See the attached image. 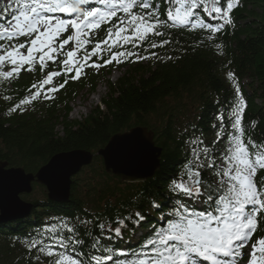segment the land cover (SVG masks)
Instances as JSON below:
<instances>
[{"label": "trees", "instance_id": "obj_1", "mask_svg": "<svg viewBox=\"0 0 264 264\" xmlns=\"http://www.w3.org/2000/svg\"><path fill=\"white\" fill-rule=\"evenodd\" d=\"M154 6L159 7L160 18L165 19L166 0H154ZM195 11L193 19L207 18L206 22L213 25L223 23L208 16L203 7ZM231 16L233 23L225 24L218 33L199 27L193 29L191 24L177 25L161 29L164 36L150 37L139 48L129 44L124 49H113L136 52L140 56H150L153 52L157 55L135 62H132L134 57H128L123 63L114 61L99 69L86 68V74L79 80H69L64 88L52 94L54 99L38 98L23 106L22 112L10 109L31 96L32 83L43 79L52 69L59 71V63L49 61L43 72L37 64L33 71L22 70L18 77L10 79L0 75V163L34 174L55 154L72 150L93 154L91 164L72 178L68 202L49 201L43 186L32 183V192L22 197L30 202V213L0 224V264H48L49 258L38 249L29 253L25 241L37 239L47 245L53 243L52 236L87 240L83 248L74 246L76 254L81 251L100 254L90 247L96 238H101L102 243L116 252L138 249L151 235L149 226L161 223V212L152 207L153 202L169 212L178 199L166 197L170 195L169 184L173 180H187L185 164L193 158L191 140L202 138L204 145L214 149L217 163L220 162L228 136L226 133L223 139L217 140L216 134L220 131L217 116L228 117L234 109L237 84L246 103L242 119L244 139L264 143V0H240ZM108 26L105 24L93 33V43L106 35ZM164 39L171 42L163 47H150V43L159 44ZM92 46L89 44L88 49ZM72 47L70 44L66 50ZM107 58L108 53H104V59ZM92 60L102 63L97 57ZM7 70L10 66L0 67V72ZM112 70L120 72L114 82L107 78ZM230 71L235 73L236 84L227 77ZM65 78L56 77L54 85ZM100 81L107 88L99 99L101 106L92 108L82 121L70 119V103L84 90L93 92ZM135 126L145 127L153 135L154 144L161 149L159 167L152 177L140 183H126L105 173L101 157L95 154L114 134ZM225 128L227 132L234 131L227 119ZM201 176L209 182L216 179L211 169H203ZM256 180L259 186L264 180V170H258ZM136 211L147 217L146 222L135 228L129 224L123 238H114L108 245V233H101L99 224L114 229L119 226L118 218ZM62 222L77 231L68 233L61 227ZM53 224L57 225V231L48 232ZM85 233L91 234V238ZM262 236L264 214L253 242ZM37 255H40L39 261L35 259Z\"/></svg>", "mask_w": 264, "mask_h": 264}, {"label": "snow or ice", "instance_id": "obj_2", "mask_svg": "<svg viewBox=\"0 0 264 264\" xmlns=\"http://www.w3.org/2000/svg\"><path fill=\"white\" fill-rule=\"evenodd\" d=\"M166 3L165 19L160 18V9L154 6V0H95L101 7L93 6L91 0H7L0 4V17H10L7 26L0 24V67L7 65L10 70L0 75L5 79L18 77L22 70L31 72L37 64L43 72L49 61L60 65L59 71H50L32 83L31 96L21 99L10 111L22 112L23 106L41 97L54 99L52 94L64 88L69 80H79L86 74V68L99 69L114 61L120 64L128 57H134L132 62H135L156 56L155 52L140 56L136 52L113 49H124L129 44L139 48L150 37L164 36L161 29L191 24L193 29L199 27L218 33L225 24L233 23L231 13L240 0H210V10L209 0H166ZM85 5L87 9L82 10ZM200 7L223 23L213 25L206 22L207 18L193 19ZM105 24L109 25L106 35L93 43V33ZM170 42L164 39L159 44L150 43V47H163ZM70 44L73 47L66 50ZM89 44L93 45L90 50ZM104 53H108L107 59ZM93 57L102 63L92 60ZM62 75L66 77L64 81L54 85V79ZM227 77L236 84L235 73L230 71ZM245 108L237 84L234 109L228 117L217 116L220 121L217 140L223 139L226 133L228 136L220 162L217 163L214 149L204 145L202 138L191 140L193 158L185 164L187 180H173L169 184L170 195L166 197L178 199L169 212L153 202L152 207L161 212V223L149 226L151 235L138 249L116 252L102 243L101 238H96L90 247L100 254L83 251L76 254L74 246L83 248L87 240L52 236L53 243L47 245L37 239L25 241L26 250L30 253L38 249L49 258L48 264H238L245 254L243 250L250 247L247 264H264V236L252 240L264 214V180L259 186L256 180L258 170H264V143H256L251 138L245 141L242 127ZM226 119L234 131L227 132ZM203 169H211L216 179L209 182L202 178ZM146 220L144 214L136 211L118 218L119 226L114 229L106 228L103 223L98 227L101 233H108L107 241L111 245L114 238H123L129 224L135 228ZM61 227L68 233L77 231L64 222ZM47 231L55 233L57 225L53 224ZM85 235L91 238V234ZM35 259L39 261L40 255Z\"/></svg>", "mask_w": 264, "mask_h": 264}, {"label": "water", "instance_id": "obj_3", "mask_svg": "<svg viewBox=\"0 0 264 264\" xmlns=\"http://www.w3.org/2000/svg\"><path fill=\"white\" fill-rule=\"evenodd\" d=\"M161 149L156 147L153 135L145 127L135 126L114 134L95 155L101 157L105 173L123 182H142L153 176L159 167ZM93 154L72 150L53 155L36 173H25L21 168H5L0 163V224L30 213V202L21 194L30 193L32 183L42 185L49 201L66 202L70 196L72 178L88 166Z\"/></svg>", "mask_w": 264, "mask_h": 264}, {"label": "rangeland", "instance_id": "obj_4", "mask_svg": "<svg viewBox=\"0 0 264 264\" xmlns=\"http://www.w3.org/2000/svg\"><path fill=\"white\" fill-rule=\"evenodd\" d=\"M6 2H7V0H0V4L6 3ZM9 20H10V17H7V16L6 17H0V24H4L5 26H7V22ZM119 75H120V72L118 70H112V72L108 75L107 78L109 79V81L114 82L118 78ZM105 86H106L105 83L103 81L102 82L100 81V82H98L96 87H94L95 89L93 92H87V90L86 91L84 90L82 92V94H80L75 100H73L70 103L71 111L68 112L69 118L73 119V120H77V121H82L87 116V113L92 108H94L95 106H101V102L99 99L102 98L107 91V88ZM90 164L91 163H89V165ZM5 168H9V167L5 166ZM32 188H30L31 189L30 193L32 192ZM30 193L21 194V198L26 196V195H29ZM137 235L138 234H135V236H137ZM250 250H251L250 247L245 248L244 249L245 254L250 252Z\"/></svg>", "mask_w": 264, "mask_h": 264}, {"label": "bare ground", "instance_id": "obj_5", "mask_svg": "<svg viewBox=\"0 0 264 264\" xmlns=\"http://www.w3.org/2000/svg\"><path fill=\"white\" fill-rule=\"evenodd\" d=\"M95 99V98H94ZM160 160V159H159ZM127 183V182H126ZM130 183H135V182H130ZM68 202V201H67Z\"/></svg>", "mask_w": 264, "mask_h": 264}]
</instances>
